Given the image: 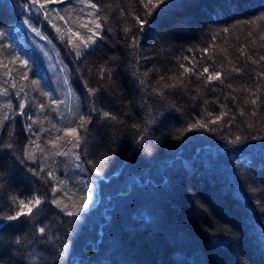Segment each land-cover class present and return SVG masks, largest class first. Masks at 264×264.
<instances>
[{
  "label": "trees",
  "instance_id": "obj_1",
  "mask_svg": "<svg viewBox=\"0 0 264 264\" xmlns=\"http://www.w3.org/2000/svg\"><path fill=\"white\" fill-rule=\"evenodd\" d=\"M260 17L264 0H0V264H264ZM25 20L66 86L11 40Z\"/></svg>",
  "mask_w": 264,
  "mask_h": 264
},
{
  "label": "rangeland",
  "instance_id": "obj_2",
  "mask_svg": "<svg viewBox=\"0 0 264 264\" xmlns=\"http://www.w3.org/2000/svg\"><path fill=\"white\" fill-rule=\"evenodd\" d=\"M31 15V13H30ZM31 17H28V19ZM37 28H33V26L30 24L29 20H25L22 22V27L27 31V38H28V45H25L24 40H21L20 38H17L16 36H19L18 28H14L9 31V36L11 40L14 42L15 46L18 47V49H21V47H28L33 50H36L39 55L43 58L45 62V67L49 72H55L58 73L61 79V82L64 86H66V76L63 67L61 66V63L59 61V58L57 56L56 51L47 44L46 41H43V36L40 31H38ZM24 39V38H23ZM37 43V44H36ZM28 48L21 49V53L24 55L27 53ZM45 48V49H44ZM29 54V53H28ZM88 201L87 203H91L94 200V189L91 191H88Z\"/></svg>",
  "mask_w": 264,
  "mask_h": 264
},
{
  "label": "snow or ice",
  "instance_id": "obj_3",
  "mask_svg": "<svg viewBox=\"0 0 264 264\" xmlns=\"http://www.w3.org/2000/svg\"><path fill=\"white\" fill-rule=\"evenodd\" d=\"M159 2L160 3H163L164 2V0H159ZM91 7L92 8H95L96 7V5L95 4H93V5H91ZM152 7L153 8H155L156 7V4H153L152 5ZM260 19H264V17H260ZM138 23H139V26H140V31L141 32H143L144 30H145V24H147L148 23V21L147 20H138ZM96 28L97 29H100L101 28V24H99V23H97L96 24ZM223 31H225V32H227L228 30L227 29H224ZM95 35V34H94ZM92 41H91V38L89 39V41H88V43H91ZM138 40H133V45L135 46L136 44H138ZM69 43H71V40H69ZM85 46H87V44L85 45ZM77 55H79V52L77 53ZM261 59L262 60H264V57H261ZM21 63H23V62H21ZM185 71L187 72L188 71V69H185ZM204 72L205 73H207L208 72V69L207 68H205L204 69ZM220 76H221V74L219 73V72H217V73H215V75H209L208 76V80L209 81H211V80H213V79H219L220 78ZM252 103L253 104H255L256 103V100H253L252 101ZM20 107L21 108H23L24 106L23 105H20ZM110 114L109 113H107V112H105L104 113V116L105 117H108ZM82 120H83V118H81ZM217 119H219V118H217ZM86 122V121H85ZM213 123H215L216 121H212ZM193 127H195V125L193 126ZM200 127H204V125H200ZM72 131V133L73 134H76V130L75 129H72L71 130ZM240 139V137H236V140L238 141ZM76 147H78L79 146V142L77 141V144L75 145ZM8 147L10 148L11 147V145H8ZM76 159H79V156H77L76 157ZM41 204V201L39 200V199H37L36 201H35V205H40ZM30 212H31V208H29V214H30ZM24 213H19L18 215H16V216H12V215H10V216H8V217H6L8 220H17V219H19V216L20 215H23ZM69 215H72V213H68ZM45 231V229L44 228H41L40 229V232L41 233H43ZM17 243H19V241H17Z\"/></svg>",
  "mask_w": 264,
  "mask_h": 264
}]
</instances>
